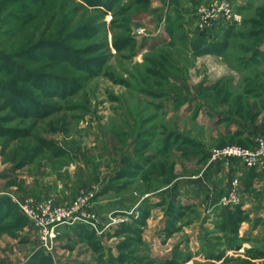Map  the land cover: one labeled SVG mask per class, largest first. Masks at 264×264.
I'll list each match as a JSON object with an SVG mask.
<instances>
[{
    "label": "rangeland",
    "instance_id": "rangeland-1",
    "mask_svg": "<svg viewBox=\"0 0 264 264\" xmlns=\"http://www.w3.org/2000/svg\"><path fill=\"white\" fill-rule=\"evenodd\" d=\"M212 1L0 0V264H264L263 187L210 160L264 136V0L196 54ZM90 196L51 252L19 209Z\"/></svg>",
    "mask_w": 264,
    "mask_h": 264
},
{
    "label": "built area",
    "instance_id": "built-area-1",
    "mask_svg": "<svg viewBox=\"0 0 264 264\" xmlns=\"http://www.w3.org/2000/svg\"><path fill=\"white\" fill-rule=\"evenodd\" d=\"M237 0H214L207 7L198 11V18L202 21L199 24L202 33L217 30L223 23L235 22L234 7ZM213 163H224L229 166L232 162L238 161L247 170H253L264 164V136L255 139L254 149H243L238 146L228 147L221 150H213L210 154ZM234 186H237L235 181ZM235 192L231 193V200ZM93 196L82 197L77 200L70 209H54L47 206L46 210H37L32 201L19 204V209L24 216L31 221L34 228L41 234L42 249L46 252L53 250L52 242L56 239L55 231L64 225L74 226L75 224L88 223L97 229L96 217L86 214L88 205ZM86 212V213H85Z\"/></svg>",
    "mask_w": 264,
    "mask_h": 264
},
{
    "label": "crops",
    "instance_id": "crops-1",
    "mask_svg": "<svg viewBox=\"0 0 264 264\" xmlns=\"http://www.w3.org/2000/svg\"><path fill=\"white\" fill-rule=\"evenodd\" d=\"M239 2V0H238ZM248 2V1H247ZM246 2V3H247ZM244 3V1H243ZM249 3V2H248ZM241 5V4H238ZM224 26L221 28L220 30L223 29ZM218 32H220L218 30ZM216 32V33H218ZM199 42V40H196V44ZM260 95L263 96V109H264V91H259ZM227 120H229V130L226 132V134L231 133L233 136L241 133L243 134L244 138H246V141H254V134L257 133L258 128L257 126L253 125V126H245L242 122H240V120L238 119H234L233 116H230V118H227ZM234 128V130H233ZM221 167H223V170L229 171V172H233V176H231L230 178H232L233 180L235 179H239L240 177H242L244 179V183L246 184V186L248 188L247 191H250L251 189L257 188L258 187H263L264 189V164L260 165L255 172L251 173L249 170H247L246 168H244L238 161H234L231 163L230 166H226L225 164H221ZM218 165V163L215 164V166ZM240 169V170H239ZM246 173V174H245ZM231 179V180H232ZM246 187V188H247ZM260 191V190H258ZM264 195V192H263ZM233 208V206L231 205V209Z\"/></svg>",
    "mask_w": 264,
    "mask_h": 264
},
{
    "label": "trees",
    "instance_id": "trees-1",
    "mask_svg": "<svg viewBox=\"0 0 264 264\" xmlns=\"http://www.w3.org/2000/svg\"><path fill=\"white\" fill-rule=\"evenodd\" d=\"M222 27L223 26H221V28ZM234 30H235L234 24H231V25L228 24V25L224 26L223 29L219 30L220 33L219 32L218 33H216V32H213V33H209V32L202 33L199 42L193 46L194 52L196 54H202V55H206V54L222 55L228 49L229 39L234 37L233 36ZM219 34H222V38L223 39L221 38V40H218L220 38L218 36ZM57 51H59V50H57ZM54 57L57 58L56 55H54ZM234 136L239 137V136H242V134L238 133V134H236ZM247 143L249 144V146H247L245 148H254L255 147V141H247ZM19 159H20L19 156H15L12 159V161L13 162H17ZM256 169L249 170V171L251 173H253V172L256 171ZM241 210L242 209L239 208V207L233 209L230 212V216H229L230 221H234V222L236 221L237 223L243 221L244 218L242 216V211ZM223 216H225V215H223ZM258 254L261 257H264V253L263 252H260Z\"/></svg>",
    "mask_w": 264,
    "mask_h": 264
}]
</instances>
